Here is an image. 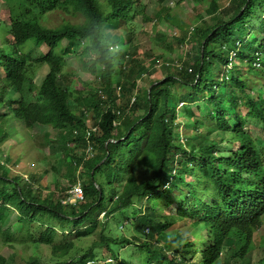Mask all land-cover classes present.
<instances>
[{"label":"trees","instance_id":"trees-1","mask_svg":"<svg viewBox=\"0 0 264 264\" xmlns=\"http://www.w3.org/2000/svg\"><path fill=\"white\" fill-rule=\"evenodd\" d=\"M165 2L150 13L142 0H29L10 11L0 29V145L14 121L29 138L40 126L61 130L47 143L61 144L69 183L45 190L38 172L21 180L9 175V153L0 160V243L9 249H0V264H264V243L257 248L253 235L264 219V19L251 28L264 0H210V19L200 13L192 30ZM54 11L71 19L51 26ZM163 18L176 28L172 43L198 44L197 54L175 63L143 48L144 34L157 46L165 34L142 23ZM75 58L91 78L85 100L98 130L89 138V113L71 88L83 79L66 70ZM157 63L164 77L140 88ZM203 99L210 112L192 121L190 136L184 120L181 136L179 102L183 116L196 117L190 103ZM77 183L82 199L72 192ZM171 204L173 214L164 211ZM16 242L42 252L17 260Z\"/></svg>","mask_w":264,"mask_h":264},{"label":"rangeland","instance_id":"rangeland-1","mask_svg":"<svg viewBox=\"0 0 264 264\" xmlns=\"http://www.w3.org/2000/svg\"><path fill=\"white\" fill-rule=\"evenodd\" d=\"M26 3H21L19 0H0V29H5V21L8 20L10 11L12 10L13 13H21L24 11L27 7H24ZM222 2V6H227L229 4L230 0H219ZM142 3L145 5V8L149 13L152 11L154 6L157 4V0H142ZM165 3H169L170 6H172V14L176 15L177 18L183 19L186 23L189 24L188 30L193 29L199 22L200 13L203 15L204 19H210V16L208 13H206L207 8L210 6V0L208 2H205L204 4H197L191 0H182L179 2L178 0H166ZM263 11V12H262ZM30 16V15H27ZM48 21L47 24L53 26L56 24H60L64 19H71L69 15H66L64 13H58L57 11L49 12L48 15ZM73 19V18H72ZM135 20L141 21L142 16L138 15L134 17ZM264 19V6L257 11L256 15L252 17L253 22H251V28L255 29V27L258 25V21ZM154 20L148 21L146 24H143L141 29L143 30H150L152 32H155L157 30L158 33H164L165 39L160 40L159 46H157V39L153 40L152 38H149L148 35L144 34L142 36V43L144 49H148L151 47H157L158 52L164 55L166 58L172 59L175 63H178L181 60H184L188 57L187 51H192L191 54H197L198 52V44L194 43H184L183 45H176L172 43L173 38L172 35H174V31H176L175 26L173 24H170L167 22L164 18L161 19V21L157 24H154ZM258 36V33L251 32L249 34L250 37ZM169 42V45L167 44ZM120 48V45L116 46L114 45V50H117ZM144 54L149 55L150 52H144ZM235 59V58H234ZM234 63V61H233ZM145 64L150 65L149 62H145ZM158 65V72L153 73L151 75H148L146 73L145 80H138L139 87H145L148 86V81L150 80H157L161 79L165 75V70ZM221 65L218 64L215 66L213 79L217 82H219V79L222 77V71ZM228 67V66H227ZM226 67V68H227ZM225 68V69H226ZM66 70H69V75H75L76 77H82V81H79L78 78H74L73 84L71 85L72 90H77L79 92H75V98L80 99L79 102H81L80 108H84L89 113V123L93 124V121L95 120V115L92 112V107L89 105H86L85 96L90 95L89 94V88L85 84V82L91 81L90 75L84 71L82 68L80 62L77 58L70 60V63L66 66ZM46 72L45 67L39 68L38 74L42 75ZM144 73V72H143ZM40 78V77H39ZM148 80V81H147ZM180 92H187L192 93L193 89L186 90V89H180ZM84 97V98H83ZM83 98V99H82ZM181 102V101H180ZM191 106L195 109L194 112L196 113V117H192L190 114L182 115V111L184 106L186 105V102L180 103V105L177 106V111L179 112V121L181 122L179 125V134L182 136L185 130V127L182 125V122L184 120L187 122V134L191 133L192 128V121H199L201 114H206L210 112L209 109V103L206 102L205 99L199 100L194 103H190ZM200 105L199 107H197ZM190 106V107H191ZM226 110L233 112V109H229L225 107ZM242 110V108H241ZM185 118V119H184ZM206 120V119H205ZM204 120V121H205ZM13 129L10 138L0 145V160L3 161L6 157V155L9 153L11 156V160L5 163V166L7 167V170L9 172L10 176H14L17 174L20 175L21 180H26L30 174L34 173V171L38 172L39 175L42 177L36 184L42 183V185L45 187V190H48L46 185H49V189H53V187L56 184V181H62L64 183H69L66 176L64 175L66 166H63L65 156L61 150V144L56 146H49L48 143H51L47 139L50 137L59 138L58 134H61V130L54 129L50 126H40V129H35L33 131L34 136L32 138L27 137L26 133L23 131H20L23 127L22 124L14 121ZM197 126H201V123H198ZM17 127V129H16ZM251 130H258L254 131V133H258L260 131L259 128L255 127L253 124H249L247 126ZM48 134V135H47ZM217 135H220V132L216 133ZM219 138V137H218ZM182 140V139H181ZM59 141V140H57ZM225 146V143L223 144ZM228 149V146H227ZM227 151V150H226ZM45 156V158L37 159L39 156ZM19 159V162L16 163V160ZM55 167V168H51ZM43 169H45L47 172H44ZM43 171V172H42ZM190 179V176H189ZM177 194L181 193L179 190H175ZM208 200V197L205 198V201ZM177 207L174 204H171L166 208L164 211L173 214L175 213ZM13 213V212H12ZM16 217V213L14 212L11 216V220H13ZM122 233L129 236L131 233L127 231V229L122 226L119 229ZM260 235L256 234L255 236V245H257V248H261L262 243H264V227L261 228L258 231ZM16 251L15 258L18 260L19 257H28L30 254L33 253L34 249H38L42 252V246H32L28 244L23 243H13ZM0 249H3V254L7 255L9 252L8 247L3 246L0 243ZM45 255L48 253L44 252ZM139 253L137 252L133 257H137ZM260 257V255H255ZM9 258V257H8ZM10 258H14V254H11ZM256 258V257H255ZM257 259V258H256ZM108 263L115 264V261L113 259H109Z\"/></svg>","mask_w":264,"mask_h":264},{"label":"clouds","instance_id":"clouds-1","mask_svg":"<svg viewBox=\"0 0 264 264\" xmlns=\"http://www.w3.org/2000/svg\"><path fill=\"white\" fill-rule=\"evenodd\" d=\"M115 51V50H114ZM186 102V101H185ZM180 103H184V101H181V102H179V104ZM89 120H90V117H89ZM88 120V121H89ZM93 123H94V121H93ZM98 130V127H96V125H93V124H88V128L86 129V132H87V135H86V137H90L91 136V132L93 131H97ZM225 143V142H224ZM223 143V144H224ZM223 144H222V146H223ZM90 148H91V145H89L88 146V148H87V152L88 153H90ZM76 185H80L79 183H77V184H75L74 185V187L76 186ZM81 186V185H80ZM74 187H73V189H74ZM72 189V190H73ZM82 192H83V190H82ZM83 197H84V194H83ZM82 197V198H83ZM239 197H241V196H239ZM77 198V197H76ZM82 198H79V199H82ZM206 198V197H205ZM205 198H204V200H205ZM209 199V198H208ZM234 199H232V203L229 205V214H234V212H235V207H234V205H235V203H234V201H233ZM244 199H242V198H240V201H243ZM264 227V219H263V225L261 226V227H257V228H255L254 229V232H253V235H254V238H255V236H256V234H258V235H260L261 236V234L258 232L261 228H263ZM264 233V232H263ZM194 241H195V237H194Z\"/></svg>","mask_w":264,"mask_h":264},{"label":"built area","instance_id":"built-area-1","mask_svg":"<svg viewBox=\"0 0 264 264\" xmlns=\"http://www.w3.org/2000/svg\"><path fill=\"white\" fill-rule=\"evenodd\" d=\"M73 194L75 197L77 198H82L83 197V192H82V188L80 185H76L74 187V189L72 190Z\"/></svg>","mask_w":264,"mask_h":264}]
</instances>
